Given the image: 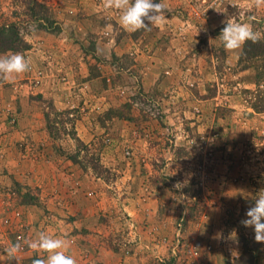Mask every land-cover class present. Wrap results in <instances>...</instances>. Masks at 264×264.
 <instances>
[{"label":"rangeland","instance_id":"1","mask_svg":"<svg viewBox=\"0 0 264 264\" xmlns=\"http://www.w3.org/2000/svg\"><path fill=\"white\" fill-rule=\"evenodd\" d=\"M25 1L0 0V24L12 21L15 10L24 15ZM39 1L61 29L21 23L30 49L0 51L30 61L28 71L0 79V167L9 158L4 174L13 177L0 178V251L2 238L13 235L8 232L15 242L20 232L19 238H35L16 225V212L23 224L22 203L37 206L32 218L44 211L40 186L21 183L23 173L38 170L29 156L39 152L45 163L55 157V195L66 205L51 204L50 223L59 226L74 203L66 185L71 166L100 177L104 188L122 184L130 173L125 184L157 187V229L158 218L172 221L145 264H177L182 255L198 262L217 238L226 248L223 264H243L245 247L252 264H264V243L240 223L264 189V53L244 52V46L226 52L218 38L227 19L249 22L264 34V9L250 0H164L170 11L159 26L132 33L102 0ZM6 217L15 225L4 223ZM206 236L211 240L202 243ZM105 243L120 250L114 239ZM25 256V264L40 258Z\"/></svg>","mask_w":264,"mask_h":264},{"label":"crops","instance_id":"2","mask_svg":"<svg viewBox=\"0 0 264 264\" xmlns=\"http://www.w3.org/2000/svg\"><path fill=\"white\" fill-rule=\"evenodd\" d=\"M8 96L10 97L9 93ZM3 98H5L4 92L3 94L0 93V100H3ZM23 120L24 126L30 123L25 118ZM153 146L155 148L156 145ZM150 150L154 151L153 147ZM30 154L29 157L36 160V163L31 160L30 164L36 166L38 170L30 174L23 173L21 183H24L23 185H33V187L40 186L41 200L39 209L43 210L44 208V211L42 213L43 217H41L42 214L39 216L41 219L38 217L32 218L36 213L35 209L37 206L26 203L19 205V208L23 207L25 212V220L21 225H24V228L21 229L22 233L24 231L28 235L30 230V234L34 232L37 234L45 228L48 233L50 232V235L64 237L69 244L67 253L77 260V264H145L154 257L155 251L152 247V245L155 246L154 241H161V237L166 235V231L171 230L172 226L171 218H162V221H159L161 219L158 218L159 228L157 229V210L160 207L158 204L156 205L157 187L148 186L145 190L133 184H125L127 177H132V174L125 173L121 178L124 181L122 184L104 188L100 177H89L88 173L73 165L69 168L70 170L68 169L69 172L67 171L68 183L66 185L70 188L68 196L73 199L74 203L71 207H68L66 213L62 212L65 213V219L62 216L63 218L58 223L59 226H57L53 221H51L52 223L49 222L52 219H49L50 213L47 212V209L50 210L52 205L55 207V201L56 206L59 208H63L66 205L59 204L61 202L59 200L64 196L61 194L55 195V157L52 158L54 162L48 161L45 163L43 154L39 152ZM139 156H142V154H139ZM9 160V158L4 160L0 167V173L2 174H0V178L2 181L4 179L6 181L13 179L11 174H4L3 165L5 167L9 166ZM149 163L150 160L148 159L147 164L152 169ZM139 166L136 173L142 172L139 170ZM31 170L34 171V168ZM12 176L18 178V174H12ZM51 177H54V184L51 183L53 182ZM142 177H145V175H142ZM35 179L43 180V182L49 180L50 184L45 186L35 182ZM114 191L117 193L115 194ZM46 199L52 202L48 203L45 201ZM4 203L0 201V206H3ZM42 219H45L48 223L44 224L45 221L43 222ZM65 222H68V224L64 229ZM156 230H159L161 234L155 232ZM8 233L13 235L5 234L7 236L2 238L4 242L0 251V264H17L14 260L11 262L7 261L4 255L5 248L11 245L10 241L15 242L16 240L13 232ZM188 234L190 233L188 232ZM113 239L115 242L120 243V250L115 251L109 248L110 246H106L105 242ZM210 240L211 237L206 236L200 241L207 243ZM219 241L220 238H217L218 245L201 252V259L198 262L193 260L194 258L188 259L185 258V255H182L177 258V264H223L222 260L225 256L226 248ZM150 246L151 248L149 249ZM92 251V258L89 260L84 259L86 254ZM23 253L27 257L37 255L41 258V253L33 252L28 248H25ZM20 256V264H25L27 258L23 263L22 258L24 256Z\"/></svg>","mask_w":264,"mask_h":264},{"label":"clouds","instance_id":"3","mask_svg":"<svg viewBox=\"0 0 264 264\" xmlns=\"http://www.w3.org/2000/svg\"><path fill=\"white\" fill-rule=\"evenodd\" d=\"M105 10H116L120 13L119 24L127 32L149 30L150 26H159L165 11H170L164 0L154 3L153 0H102ZM234 2L232 7H238ZM250 6L260 10L264 9V0H250ZM218 10V9H217ZM220 11V10H218ZM225 26L221 29L219 40L226 52L241 49L246 42L259 43L264 34L254 30L249 22H236L232 19L223 21ZM212 44V40H210ZM30 69V61L20 53H11L0 56V79L10 81L14 75L24 73ZM180 184H177V187ZM245 219L241 220L244 227L253 228L255 242L264 243V189L259 191L254 206L248 208ZM235 232L231 235L234 238ZM236 235V234H235ZM27 247L36 253H46V257L34 258L32 264H77V260L67 253L68 241L62 236H53L40 231L35 238L22 239L4 250L6 260L16 261L20 264L21 250Z\"/></svg>","mask_w":264,"mask_h":264},{"label":"trees","instance_id":"4","mask_svg":"<svg viewBox=\"0 0 264 264\" xmlns=\"http://www.w3.org/2000/svg\"><path fill=\"white\" fill-rule=\"evenodd\" d=\"M25 3L28 7L24 15L15 10L12 21L7 19V21L0 24V51L23 52L30 49L31 46L25 39L24 28L21 23H36L38 28L45 30L59 31L61 29L48 6L39 0H26ZM243 51L251 54L264 53V43L262 41L259 43L248 41L245 43ZM246 249L245 247L240 259L244 261L243 264H252L253 255L247 253Z\"/></svg>","mask_w":264,"mask_h":264},{"label":"built area","instance_id":"5","mask_svg":"<svg viewBox=\"0 0 264 264\" xmlns=\"http://www.w3.org/2000/svg\"><path fill=\"white\" fill-rule=\"evenodd\" d=\"M16 215H17V218L18 219H20V221L16 224V225H18V224H20L21 223V225H22V222H21V218H22V215H21V212L20 211H17L16 212ZM18 221V220H17ZM16 222V221H15ZM15 222H13L12 221V219L10 218V217H6V219L4 220V223H6V224H9V225H15ZM22 235H21V232H20V234H18V237H21ZM198 253V252H197Z\"/></svg>","mask_w":264,"mask_h":264}]
</instances>
